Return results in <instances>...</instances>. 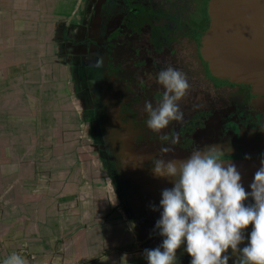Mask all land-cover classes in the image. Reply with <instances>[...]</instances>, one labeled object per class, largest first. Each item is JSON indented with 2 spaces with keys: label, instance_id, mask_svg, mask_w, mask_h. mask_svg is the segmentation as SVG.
I'll list each match as a JSON object with an SVG mask.
<instances>
[{
  "label": "flooded vegetation",
  "instance_id": "obj_1",
  "mask_svg": "<svg viewBox=\"0 0 264 264\" xmlns=\"http://www.w3.org/2000/svg\"><path fill=\"white\" fill-rule=\"evenodd\" d=\"M207 1L85 0L77 15L84 22L62 37L90 130V150L129 226L127 253L137 254L129 264H147L144 250L162 243L154 228L161 193L173 183L151 172L161 147L173 149L166 160L186 158L209 144L230 148L224 159L240 171L246 191L264 158V93L213 75L201 55ZM169 66L188 78V92L178 102L184 117L154 132L146 126L143 107L162 99L158 73ZM251 230V225L243 230L240 248ZM185 247L182 242L175 253L178 264H190ZM227 255L234 264L231 249Z\"/></svg>",
  "mask_w": 264,
  "mask_h": 264
},
{
  "label": "crops",
  "instance_id": "obj_2",
  "mask_svg": "<svg viewBox=\"0 0 264 264\" xmlns=\"http://www.w3.org/2000/svg\"><path fill=\"white\" fill-rule=\"evenodd\" d=\"M83 1L85 0H72L70 2L67 0H53L52 2L50 0H0V81L3 78H10L11 80L14 69L20 67L19 64L25 65L26 71L22 78H25L26 85L24 86L25 90L21 92L22 94L25 93L26 96H31L28 97L30 102H27L26 99L23 100L25 103L19 102L18 94L20 92H18L17 84L8 90L0 88V224L2 227L0 229V248H4L9 243L5 240H10V246L7 247H12V240L16 241L18 238L17 231H20L21 228L14 218L17 208L20 206L22 212L29 214L31 213L32 202L34 205L31 208L35 207L36 201L42 199L46 207V219L44 218L41 222L43 226H37L33 223H27L25 226V234L30 236V240L25 243L26 251L30 254L26 259L27 264L30 262L35 264L30 261V257L34 258V256H40L42 263L46 257L49 259L51 236L68 238L67 249H61L60 252L55 251L50 255L52 264H129V259L136 258L137 255L127 253L130 250V247L127 246L130 231L128 223L123 217L110 219L113 216H108L105 219L100 218L99 222L95 218L91 222H86V226H82L81 207L83 203L72 197L71 193L75 189L65 182H57V185L56 183H48L49 185L43 183L41 188L40 185L38 187V183L36 185L34 183V171L31 166L27 165L25 170L19 169L22 164L19 161L24 157H30L29 149L23 152L20 157L19 152L13 150L15 147L13 146L14 138H12L11 127L16 122L14 117L17 116V112L15 110L23 107L27 109V104L33 103L36 87L34 84V72L36 70L34 68L35 66L37 69L40 68L42 72L40 76L43 77L44 62L49 63L52 60L54 63L56 62L55 65L60 62L65 67L67 83L79 109L80 122L85 127V139L89 153L94 158L96 166L99 167L96 157L90 150V144H88L91 141L90 130L86 126L82 104H79L74 76L70 73V67L67 66L65 49L68 45L65 46L66 43H63L62 38L65 35H70L72 28H76L84 22L82 18L77 19V15L81 13L80 9L83 8ZM52 13L60 18L54 19ZM51 54L53 58H51ZM44 55L47 56V59ZM41 94L44 93L41 92ZM40 126L42 130L45 127L50 128L49 121ZM17 143L19 142L17 141ZM30 152L34 151L30 148ZM50 152L51 150H48L47 154L50 155ZM55 158H57L55 163L62 164L63 162V166L65 165V158L61 159V155L56 154ZM48 170H52V164L48 166ZM35 190L42 192L40 197H34L33 192ZM51 192L57 193L55 197L51 198ZM60 206H64V210L65 208H72L68 211L70 214L62 211V209L59 211L57 207ZM13 220L15 221L13 222ZM94 220L96 224H93ZM114 222L117 228H115ZM96 230L103 231L104 239H108L117 233L116 244L128 249L120 251L106 249V244L103 242L99 244L100 247L98 248L94 242L86 256H77L75 252V257H70L69 244L74 243L78 238L81 239L83 233H95ZM34 235L38 238H31ZM62 245L66 246L65 242Z\"/></svg>",
  "mask_w": 264,
  "mask_h": 264
},
{
  "label": "clouds",
  "instance_id": "obj_3",
  "mask_svg": "<svg viewBox=\"0 0 264 264\" xmlns=\"http://www.w3.org/2000/svg\"><path fill=\"white\" fill-rule=\"evenodd\" d=\"M100 65L102 58L97 60ZM158 83L164 89L162 99L155 107L151 102L143 107L146 126L154 132L183 120L178 102L190 87L186 74L171 66L158 73ZM172 150L161 147L151 167L155 177L170 180L173 187L161 193L162 212L154 231L163 239L156 248L144 250L147 264H178L175 253L182 242L190 264H228L229 249L236 257L234 264H264V158L246 191L240 171L224 159L230 148L209 144L186 158L164 159ZM249 198L253 203L246 204ZM249 225L248 242L240 248ZM0 264H27V260L13 252Z\"/></svg>",
  "mask_w": 264,
  "mask_h": 264
},
{
  "label": "rangeland",
  "instance_id": "obj_4",
  "mask_svg": "<svg viewBox=\"0 0 264 264\" xmlns=\"http://www.w3.org/2000/svg\"><path fill=\"white\" fill-rule=\"evenodd\" d=\"M50 1L52 2L53 0ZM70 1L72 0H67V2ZM52 14L54 19L60 18L55 13ZM55 22H57V20H55ZM44 56L47 59V56ZM51 58H53L52 54ZM44 63L43 77L40 76L42 75L41 69H37V66L34 68V70H36L34 72V84L36 87L34 91L35 98L32 100L33 103H28L27 109L23 107L25 106L23 105L21 106L23 108H17L15 110V112H17V116L14 117L16 122L13 123L15 125L11 127V132L13 134L12 138H14L13 146L15 147L13 150H17L20 157L23 152L29 149L28 154L30 155V157H24L19 161L22 163L19 169L25 170V167H28L27 165H29V167L31 166L34 171V183L35 185L38 183V187L40 185V188L43 183L45 185H49L48 183H56L57 185V182H65L72 186L75 190L72 191V193H67H71L74 199L83 203L81 207L82 226H86V222H91V220L95 218L97 222H99L100 218L105 219L108 216H113L110 219L124 217L119 207L113 204L110 189L101 177L99 167L96 166L94 158L89 153V148L85 139V127L84 124L80 122V112L76 106L75 98L70 92L67 76L65 74V67L62 66L63 63L57 62L58 64L55 65L56 62L54 63L52 60H50L49 63ZM19 65L20 67L18 66L17 69H14V75L11 80L10 78H3L0 81V88L8 90V88L17 84L19 87L18 92H20L18 94V101L22 102L26 99L27 102H30L28 97L31 96H26L25 93L22 94L21 92L25 90V78L22 77H24L26 69L24 67L25 65ZM41 92L44 94H41ZM23 102L25 103V101ZM47 121H49L50 128L45 127L44 130H42L40 125L42 123H47ZM17 141L19 143H17ZM30 148L34 152H30ZM48 150H51L50 155L47 154ZM56 154L58 156L61 155V159L65 158L64 166L62 161V164L55 163L57 161V158H55ZM51 164L52 170H48V166ZM33 193L36 198V196L40 197L42 192L35 190ZM51 193V198L55 197V194H57L56 192ZM33 205L34 203L32 202V206ZM31 207V213L29 214L22 212V207L19 206L17 208L18 210L14 218H16L17 224L21 229L17 231V240H12V247H7L10 246L9 243L11 241L5 240V242L9 241V243H7L4 248H0V261L13 252L21 254L25 259L30 255L26 251L27 248L25 243L30 240V236L25 234V226L27 223L43 226L41 222L44 218L46 219V207L42 199L36 201L35 207ZM57 209H59V211L62 209V211L67 213L72 208H65L64 210V206H60L57 207ZM67 214L70 213L68 212ZM14 221L15 220H13V222ZM93 224H96L95 220ZM115 224L114 222V226L117 228ZM0 229H2L1 224ZM31 238L38 237L34 235L31 236ZM104 238L105 236L102 230L95 233H83L81 239L78 238L77 241L69 244L70 257H75V252L77 256H86V253L89 252L94 242H96L95 244L98 245V248L100 247L99 244L103 242L106 244V249L119 251L128 249L125 246L116 244L118 239L117 233L111 235L108 239ZM67 240L68 238H63V236H51L49 240V259H46V257L43 263L52 264L50 255L55 251L60 252L61 249H67ZM64 242L66 246L62 245ZM130 249H132V247ZM30 261H33L35 264H43L40 261V256H34V258L30 257Z\"/></svg>",
  "mask_w": 264,
  "mask_h": 264
},
{
  "label": "water",
  "instance_id": "obj_5",
  "mask_svg": "<svg viewBox=\"0 0 264 264\" xmlns=\"http://www.w3.org/2000/svg\"><path fill=\"white\" fill-rule=\"evenodd\" d=\"M201 55L210 72L264 93V0H208Z\"/></svg>",
  "mask_w": 264,
  "mask_h": 264
}]
</instances>
